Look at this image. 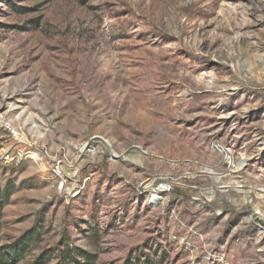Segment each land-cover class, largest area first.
Returning <instances> with one entry per match:
<instances>
[{"label":"rangeland","instance_id":"374dc122","mask_svg":"<svg viewBox=\"0 0 264 264\" xmlns=\"http://www.w3.org/2000/svg\"><path fill=\"white\" fill-rule=\"evenodd\" d=\"M263 54L264 0H0L9 264H264Z\"/></svg>","mask_w":264,"mask_h":264},{"label":"bare ground","instance_id":"6f19581e","mask_svg":"<svg viewBox=\"0 0 264 264\" xmlns=\"http://www.w3.org/2000/svg\"><path fill=\"white\" fill-rule=\"evenodd\" d=\"M206 42L207 41H205V40H202V41H198L197 42V44H196V49H200V50H202L204 47H206ZM210 52L208 51V54H209ZM264 55V54H263ZM146 95H147V97H146V99H144V100H142L140 103H139V105L137 104V103H134L133 105H132V108L134 109V110H137V108L138 107H143V108H146L147 106H149V105H153V104H156L157 102H158V104H160L161 105V107H160V110L162 111V112H164L165 114H171V111L173 110V106H172V104L170 103V101L166 98V99H163V98H158V97H155V95H154V93H153V91H152V89L150 88V89H148L147 90V93H146ZM152 113L153 114H158V113H160L159 111H158V109H154L153 111H152ZM165 116V115H164ZM165 118L167 119V117L165 116ZM169 122H170V119L168 118L167 119ZM34 155V154H33ZM117 156H119V155H117ZM116 156V157H117ZM208 171V170H207ZM212 172V171H211ZM209 173H210V171H209ZM215 173V172H214ZM214 173H210V174H214ZM219 176V175H218ZM216 177H217V174H216ZM161 191V190H160ZM248 192V191H247ZM262 192H264V191H262ZM157 193H153V195H152V197H151V199L152 200H155V199H158V197H157V195H156Z\"/></svg>","mask_w":264,"mask_h":264},{"label":"trees","instance_id":"16d2710c","mask_svg":"<svg viewBox=\"0 0 264 264\" xmlns=\"http://www.w3.org/2000/svg\"><path fill=\"white\" fill-rule=\"evenodd\" d=\"M11 247H8V246H5V250L0 247V264H9L11 262H8L9 260H6L7 259H12L13 261L16 260V256H17V251L16 250H13V249H9ZM143 264H153L151 262H149L148 260H145L143 262Z\"/></svg>","mask_w":264,"mask_h":264},{"label":"built area","instance_id":"2783aa9c","mask_svg":"<svg viewBox=\"0 0 264 264\" xmlns=\"http://www.w3.org/2000/svg\"><path fill=\"white\" fill-rule=\"evenodd\" d=\"M2 121H3V127H4V129H6L8 131H11V132H14V128L11 126L10 122H8L5 119H3ZM6 156L9 157V154L7 153Z\"/></svg>","mask_w":264,"mask_h":264}]
</instances>
